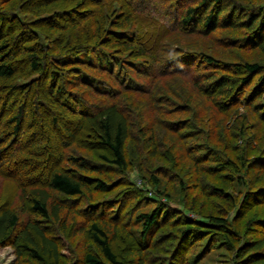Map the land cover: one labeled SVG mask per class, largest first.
Returning a JSON list of instances; mask_svg holds the SVG:
<instances>
[{
	"label": "trees",
	"instance_id": "trees-1",
	"mask_svg": "<svg viewBox=\"0 0 264 264\" xmlns=\"http://www.w3.org/2000/svg\"><path fill=\"white\" fill-rule=\"evenodd\" d=\"M263 138L264 0H0L13 264H264Z\"/></svg>",
	"mask_w": 264,
	"mask_h": 264
},
{
	"label": "rangeland",
	"instance_id": "rangeland-1",
	"mask_svg": "<svg viewBox=\"0 0 264 264\" xmlns=\"http://www.w3.org/2000/svg\"><path fill=\"white\" fill-rule=\"evenodd\" d=\"M253 53H255L253 56H256L258 53H261V52L258 51V50H255V51H253ZM262 56L263 55L261 53V56L260 57H262ZM244 108L245 107L243 105L238 104L236 106V111H240L241 113L242 112L244 113L245 112V109ZM246 112H247V110H246ZM226 122H228V121H226ZM261 140L263 141L264 138L261 139ZM132 175H133L132 176V179L135 181V185L138 188H141V189H149L151 191L150 185L147 184L144 181V179L139 176V174H137L136 172H134ZM168 180L170 181L169 183H171L174 179L171 176V177L168 178ZM169 185H171V184H169ZM101 195L102 194H100V195L98 194L97 196H101ZM160 199L165 200V198L163 196H161ZM262 211L260 209H255V210L252 209V210H250V212H252V213L254 212V213H257V214L258 213H260V214L263 213ZM230 213H232V212L230 211L229 214ZM187 215L193 217V216H195V213L194 212H187ZM76 251H78V248L76 249ZM209 255H213L212 258H211V260H208V259H205V260L208 263H210V264H228V262H226V261L223 260V259H225L226 256L224 257L218 251H213ZM14 258H15L14 252H13V249H12V247L10 245H0V264H13L14 263Z\"/></svg>",
	"mask_w": 264,
	"mask_h": 264
}]
</instances>
